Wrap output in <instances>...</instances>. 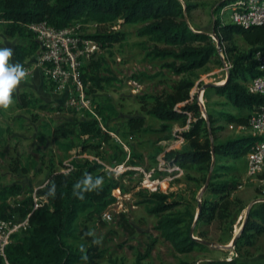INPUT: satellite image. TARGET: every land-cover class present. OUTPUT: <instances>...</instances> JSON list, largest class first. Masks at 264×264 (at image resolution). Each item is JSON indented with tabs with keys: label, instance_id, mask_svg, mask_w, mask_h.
Returning <instances> with one entry per match:
<instances>
[{
	"label": "rangeland",
	"instance_id": "1",
	"mask_svg": "<svg viewBox=\"0 0 264 264\" xmlns=\"http://www.w3.org/2000/svg\"><path fill=\"white\" fill-rule=\"evenodd\" d=\"M180 1L183 5H192L185 13L189 26L211 35L216 44L213 22L219 8L228 0ZM79 23L83 36L111 31L125 33L122 41L105 49L100 48L93 55L90 61L98 64L96 69L93 64L89 65L90 61L84 69L100 79L98 88L89 91L95 104H106L111 108L102 117L98 114L99 125L107 134V139L102 142L88 140L89 147L83 151L80 144L87 137L78 138L72 134L70 139L75 146L70 150L59 149L52 137L53 128L80 116L63 106L64 97L46 84L39 71L35 70L14 89L9 107H0V182L20 184L22 193L17 199L31 195L32 200L39 203L46 201V184L51 170L68 172L73 169V160L83 162L87 159L101 164L117 185L113 189L116 200L106 209L110 218L80 214L75 240L76 244L94 245L101 251L98 264H133L136 256L142 255L151 242L154 244L150 254L140 259V264H207L213 259L264 263V233L251 245L228 247L241 227L246 210L264 199V171L249 175L246 155L240 159H222L221 163L231 170L220 171L222 174L218 179L237 182V188L231 195L238 202L232 206L231 216L208 224H195L202 200L211 196L205 193L211 173L203 180L192 168H180L166 162L164 153L187 147L181 133L187 131L196 118L188 113L184 124L179 121L163 122L146 110L152 105L150 96L170 93L172 86L181 78L190 79L193 82L189 90L190 103H198L200 114L206 121L208 115L212 117L213 127L220 128L215 132L218 140L251 135L247 124L228 122L223 119L222 113L249 116L253 111L233 107L225 96L217 94L213 88L203 89L206 83H223L228 75L231 64L223 48L205 66L191 73L175 75L163 66L171 58L160 59L149 55L153 47L165 46L149 37L139 36L137 29L141 24H123L120 20L106 24L94 21ZM16 43L27 45L28 40L6 36L4 24L0 23V48H11L13 51ZM232 45L240 53L249 49V44L241 35L233 37ZM12 60L13 55L10 64H13ZM27 61L31 67L34 56L31 55ZM21 93L32 94L38 102L22 107ZM138 119L142 121L140 127L130 126L131 120ZM163 123L170 125L168 131L160 130ZM208 128L211 137V127ZM167 136L169 138L165 139ZM154 191L167 193L170 195L168 201L176 202L172 213L181 215L185 220L189 213H193L191 235L196 237L193 232L199 234L200 239L214 242L217 247L204 244L205 248L176 252L155 228L157 217L147 211L143 200L142 194Z\"/></svg>",
	"mask_w": 264,
	"mask_h": 264
},
{
	"label": "trees",
	"instance_id": "2",
	"mask_svg": "<svg viewBox=\"0 0 264 264\" xmlns=\"http://www.w3.org/2000/svg\"><path fill=\"white\" fill-rule=\"evenodd\" d=\"M191 7L190 3L183 5L180 0H0V23L4 24L6 36H18L28 40L27 45L16 43L13 46V64L24 63L39 50L38 42L26 29L30 23L47 21L56 28H63L73 21L106 24L120 20L123 24L139 23L141 24L137 29L139 36L149 37L165 46L153 47L149 55L160 59L171 58V61L164 63L163 66L169 68L173 74L180 75L205 66L212 57L218 55L211 35L193 30L186 21L185 13ZM213 33L220 41L222 51L231 66L228 70V78L223 84L207 88H213L217 94L225 96L235 108L257 110L264 105V96L247 93L245 85L260 74L255 56L264 49V26L242 28L233 24L225 25L221 24L217 15L213 22ZM235 35L243 36L249 44L247 52H237L232 45ZM124 36L125 33L122 31L84 35L96 41L99 48L103 49L122 41ZM86 63L82 66V78L85 83H89L87 94L92 98L89 91L98 88L100 79L95 74L89 75L84 71ZM89 65L96 69L98 64L90 61ZM192 84L190 79L181 78L172 86V92L150 96L152 105L146 110L148 114L163 122L179 121L184 124L188 113H192L196 118L190 128L181 133L187 142V147L166 151L164 159L177 167L194 169L203 180L209 172L211 173L205 189V193L211 196L202 200L195 221V224H208L216 219L222 220L231 216L232 206L238 202V199L231 195L237 188V182L218 179L222 174L220 171L231 170L228 165L221 163V160L242 158L260 137L241 135L218 140L215 132L220 128L213 127L212 117L208 115L206 121L200 114L198 103L196 101L190 103L189 90ZM19 99L22 107L38 102V99L30 93H21ZM92 101L94 102L93 98ZM179 103L184 104L177 107ZM107 110L111 108L106 104L96 105V112L101 117ZM222 117L228 122L235 121L246 125L249 116L224 112ZM132 125L140 127L142 121L131 120L130 126ZM169 129L170 125L163 123L160 130ZM72 134L78 138L87 137L80 144L83 151L89 147L88 140L102 142L107 139V134L90 113H85L83 118L61 122L52 130L54 142L61 150H70L75 146L74 141L70 139ZM168 138L169 136L165 137ZM71 163L73 169L68 172L51 170L46 184L47 200L34 210L31 196L14 200L18 204L11 207L8 199L21 195L22 186L18 183L0 182V218H9L15 212L21 217L28 215V228L20 234L13 235V241L5 246L3 255L0 254V264H98L102 253L96 246L75 243L78 237L77 219L80 214L102 215L103 211L116 200L113 193V189L117 186L116 181L96 161L73 160ZM89 177H91L90 183L85 184ZM98 180L101 181L100 184H97ZM169 196L158 191L142 194L147 211L157 217L155 228L178 253L205 248L203 243L192 238L190 226L194 219L193 213H189L187 220L179 214L172 213L171 210L176 202L168 201ZM263 233L264 199L249 207L248 215L234 246L238 248L251 245ZM193 235L201 238L194 232ZM153 244V242L149 243L145 252L136 256L133 264H140L139 260L150 254ZM207 264L253 263L237 259H213Z\"/></svg>",
	"mask_w": 264,
	"mask_h": 264
},
{
	"label": "built area",
	"instance_id": "3",
	"mask_svg": "<svg viewBox=\"0 0 264 264\" xmlns=\"http://www.w3.org/2000/svg\"><path fill=\"white\" fill-rule=\"evenodd\" d=\"M218 17L221 24L225 25L233 24L242 28L264 26V0L228 1L219 8ZM80 27L79 21H73L63 28L53 27L47 21L28 24L26 29L38 42L39 50L34 55V64L31 67L27 65L28 61L21 64L26 71V76L21 81L32 76L35 70L39 71L42 80L64 97L65 108L76 112L80 118H83L85 113H90L99 121L96 104L87 94L89 83H85L82 78V66L98 53L100 48L96 41L82 36ZM255 58L260 74L250 79L245 89L249 94L264 96V49L257 52ZM247 125L251 135L260 137L246 154L247 173L256 175L264 171V105L249 115ZM17 198H20V195L8 199L11 207L18 204L14 202L18 201ZM32 201L33 210L44 202ZM106 209L102 217L109 219L110 213ZM27 228L28 215L21 217L15 212L9 218H0V254L3 255L5 246L13 241V235L20 234Z\"/></svg>",
	"mask_w": 264,
	"mask_h": 264
},
{
	"label": "clouds",
	"instance_id": "4",
	"mask_svg": "<svg viewBox=\"0 0 264 264\" xmlns=\"http://www.w3.org/2000/svg\"><path fill=\"white\" fill-rule=\"evenodd\" d=\"M12 55L11 48H0V107L5 109L11 104L12 92L26 76V71L21 64L9 63ZM90 181L91 177L85 181V184L90 183ZM100 183L101 181L98 180L97 184Z\"/></svg>",
	"mask_w": 264,
	"mask_h": 264
},
{
	"label": "water",
	"instance_id": "5",
	"mask_svg": "<svg viewBox=\"0 0 264 264\" xmlns=\"http://www.w3.org/2000/svg\"><path fill=\"white\" fill-rule=\"evenodd\" d=\"M214 37L216 38V41H217V42H216V47H217V50H218V52H219L220 49H221V44H220V41L218 40L217 36L214 35ZM227 78H228V75L226 76L225 81L227 80ZM225 81H224V82H225ZM224 82H223V83H224ZM223 83H221V84H223ZM221 84L206 83V84L203 85V89H205L206 87L217 86V85H221ZM248 209H249V208H248ZM248 209H247L246 212H245L244 219H243V222H242V224H241V227H240L238 233H237L236 235H234V237L232 238L231 243L229 244L228 247H233V246H234V243H235V241H236V239H237V237H238V234L241 232V229H242V227H243V223H244V221H245V219H246V217H247V215H248ZM199 210H200V208L198 209V213H199ZM198 213H197V215H196V218H197V216H198ZM196 218H195V220H196ZM192 238H193V239H196V240H198V241H200V242L203 243V244L217 247V245H215L214 242H210V241L202 240V239H199V238H196V237H192ZM223 247H224V246H223Z\"/></svg>",
	"mask_w": 264,
	"mask_h": 264
}]
</instances>
